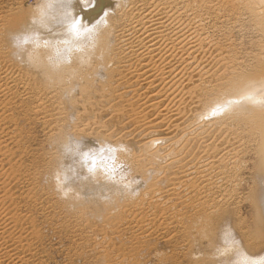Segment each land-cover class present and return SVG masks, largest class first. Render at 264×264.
<instances>
[{"label":"bare ground","instance_id":"bare-ground-1","mask_svg":"<svg viewBox=\"0 0 264 264\" xmlns=\"http://www.w3.org/2000/svg\"><path fill=\"white\" fill-rule=\"evenodd\" d=\"M235 1L255 22V51L234 45L231 0H40L35 13L22 0L0 7V239L22 225L19 204L36 194L43 175L29 172L25 194L9 192L15 152L8 145L18 122L30 120L20 111L34 103L31 111L47 113L38 123L51 124L49 135L56 134L54 174L62 193L97 201L98 212L134 197L149 174L159 177L149 203L193 178L229 182L253 215L248 226L240 224L242 248L218 262L264 264V0ZM188 155L190 165L173 170ZM121 162L127 169L116 173ZM173 174L179 179L173 187L156 186ZM113 207L119 214L121 205ZM151 207L138 203L129 215ZM191 209L189 220L202 222L209 238L208 225L228 222L227 210L214 217L202 202ZM232 230L221 242L230 243Z\"/></svg>","mask_w":264,"mask_h":264},{"label":"rangeland","instance_id":"rangeland-1","mask_svg":"<svg viewBox=\"0 0 264 264\" xmlns=\"http://www.w3.org/2000/svg\"><path fill=\"white\" fill-rule=\"evenodd\" d=\"M15 1L19 0H0V7ZM22 1L24 10L27 8L31 10L33 6V13H35L40 0ZM231 5L233 6L231 36L235 47L238 51H255L254 42L258 36L255 22L243 8L242 3L231 0ZM13 59L16 61L15 58ZM28 73L35 78V74ZM183 97L185 102L194 101L191 97L184 95ZM36 100L37 98L34 99ZM34 105V103H27L25 109L20 111V114L29 112L30 120L18 122L20 131L16 139L8 145L15 152L11 160L14 170L10 169L14 171L13 175L15 174V176L11 174L14 183L11 182L10 186L8 185L9 192L15 195L25 194V190L30 186L27 174L37 171L43 175L39 180H35L36 194L21 200L19 204L17 213L23 217L22 225L14 228L12 232L10 230L5 233L3 235H6L5 241L0 239V255L4 256L2 259L16 257L12 261L0 260V264H204L203 262L209 261H213V264H221L218 262L221 258L232 256L237 248H242L243 242L238 231L244 229L240 228V224L248 226L252 220L251 203L247 200L239 202L233 191V185L229 182L221 183L216 178L209 180L203 177L193 178L181 187L175 185L173 191H170L171 194L167 196L164 193L159 198V202L149 203L148 201L151 200L147 192L151 188V183H156L159 178L151 180L154 174H149L146 181L139 182V188L134 197L131 195L129 200L124 199L118 204H111L104 211L98 209V212L96 211L100 206L97 201L90 200L89 203L74 191L62 193L56 187L57 179L54 174L55 169L58 168L55 164L58 156L55 146L56 134L49 135L51 124L38 123V118L47 116V113L46 110L34 113L31 111ZM46 105L51 112L53 104L46 101ZM124 105L126 103L121 104V109ZM137 108L139 109V106ZM109 118V115L102 117L101 124H105ZM113 124H115L114 120ZM132 129L131 125L126 127V130ZM91 141L93 142L92 147H100V142L93 139ZM84 154L86 151L79 152L76 157L84 156ZM189 157L188 155L186 159L180 161L173 167V170L183 169L180 167L183 164L188 167ZM117 165L116 173L118 171L122 173L127 169L122 162ZM177 176L173 174L171 179L167 178L169 182L162 185L156 184V186L162 190L169 185L173 187L172 183L179 180ZM124 177H127V173ZM75 182L80 184L79 181ZM141 202H144V206L148 204L152 207L150 211L136 209L134 219L129 213L135 205ZM201 202L203 210L213 214L214 217L221 209L227 210L229 214L227 215L228 222L208 225L210 238L205 232L203 233L204 224L202 222L198 219H194L193 222L189 220V214L193 212L191 206L196 203L201 204ZM239 204L242 206L238 209ZM117 205H121V208L119 214L118 212L114 214L115 207L113 206ZM178 213H182L184 217L177 216ZM260 215L263 214L260 212ZM149 218H153L151 223H149ZM104 220L109 222L105 225H110V227L102 226ZM241 220L242 223H240ZM137 222L140 224L135 225ZM227 228L233 229V236L230 243L225 244L221 242V236ZM245 230L248 237L253 236L250 229L245 227ZM17 239L21 241L22 247H13ZM103 241L104 243H101Z\"/></svg>","mask_w":264,"mask_h":264},{"label":"snow or ice","instance_id":"snow-or-ice-1","mask_svg":"<svg viewBox=\"0 0 264 264\" xmlns=\"http://www.w3.org/2000/svg\"><path fill=\"white\" fill-rule=\"evenodd\" d=\"M73 27H74V25H73ZM77 35H78V34H77ZM24 42H27V37L24 38Z\"/></svg>","mask_w":264,"mask_h":264}]
</instances>
